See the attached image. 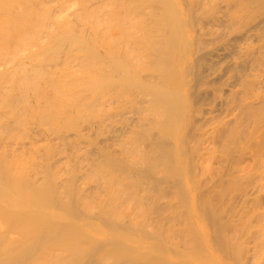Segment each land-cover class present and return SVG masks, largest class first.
<instances>
[{
	"label": "bare ground",
	"instance_id": "6f19581e",
	"mask_svg": "<svg viewBox=\"0 0 264 264\" xmlns=\"http://www.w3.org/2000/svg\"><path fill=\"white\" fill-rule=\"evenodd\" d=\"M0 264H264V0H0Z\"/></svg>",
	"mask_w": 264,
	"mask_h": 264
}]
</instances>
